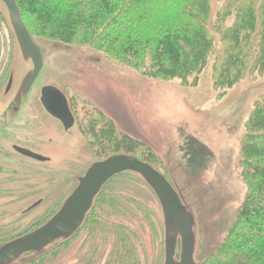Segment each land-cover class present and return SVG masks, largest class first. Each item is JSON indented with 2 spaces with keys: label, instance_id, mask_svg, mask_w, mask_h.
Masks as SVG:
<instances>
[{
  "label": "rangeland",
  "instance_id": "1",
  "mask_svg": "<svg viewBox=\"0 0 264 264\" xmlns=\"http://www.w3.org/2000/svg\"><path fill=\"white\" fill-rule=\"evenodd\" d=\"M211 5L215 12L220 3L212 0ZM32 37L42 52L43 65L24 108L30 107L42 121L38 148L51 160L17 159L5 148L4 153L12 155L7 158L11 172L7 171L13 175L5 181L0 175V246L48 220L93 161L126 153L150 164L178 191L194 215V259L205 264L247 199L243 140L246 123L264 94V68L246 72L228 85L215 84L214 66L218 70V51L223 45L218 34L200 71L169 80L142 75L90 46L64 43L39 31ZM31 67L22 60L0 1V114ZM11 73L15 87L6 93ZM45 85L57 87L70 98L77 124L67 132L39 102ZM94 130L102 136H92ZM51 189L53 201L20 215L39 195L46 198ZM34 193L39 195L26 197ZM45 204L49 210H43ZM88 215L83 224L86 229L77 237L59 239L40 255L28 252L11 264H163L161 208L138 174L127 171L110 179ZM120 231L134 243L136 253L131 258L130 254L127 259L114 258ZM178 252L179 247L177 257Z\"/></svg>",
  "mask_w": 264,
  "mask_h": 264
},
{
  "label": "trees",
  "instance_id": "2",
  "mask_svg": "<svg viewBox=\"0 0 264 264\" xmlns=\"http://www.w3.org/2000/svg\"><path fill=\"white\" fill-rule=\"evenodd\" d=\"M15 1L31 36L39 31L64 43L90 46L156 79L200 71L215 34L223 44L218 70L214 66L215 84L228 85L264 68V0H217L215 12L212 0ZM98 132L92 136H102ZM243 143L247 199L205 264H264V94L246 123ZM121 233L114 258H131L134 243Z\"/></svg>",
  "mask_w": 264,
  "mask_h": 264
},
{
  "label": "water",
  "instance_id": "3",
  "mask_svg": "<svg viewBox=\"0 0 264 264\" xmlns=\"http://www.w3.org/2000/svg\"><path fill=\"white\" fill-rule=\"evenodd\" d=\"M0 1L8 12L21 55L32 63V68L24 77L15 97L16 102H19L27 94L38 75L43 64V56L21 18L16 1ZM9 86L10 82L7 89ZM40 100L45 110L62 122L64 129L72 126L74 118L65 96L58 89L44 86L41 89ZM23 153L34 159H42L27 150ZM127 171L138 174L148 184L159 202L164 225L163 264H197L194 259L195 220L193 213L162 173L138 157L126 153L111 154L102 160L93 162L85 173L78 177L76 187L64 200L61 208L47 222L32 232L0 246V264H11L28 252L40 255L47 246L57 240L72 236L83 224L102 186L114 176ZM177 247H179L178 257Z\"/></svg>",
  "mask_w": 264,
  "mask_h": 264
},
{
  "label": "flooded vegetation",
  "instance_id": "4",
  "mask_svg": "<svg viewBox=\"0 0 264 264\" xmlns=\"http://www.w3.org/2000/svg\"><path fill=\"white\" fill-rule=\"evenodd\" d=\"M33 38V37H32ZM17 42V41H16ZM18 44V43H17ZM18 47H19V45H18ZM19 51H20V48H19ZM20 55H21V51H20ZM21 57H22V60L23 61H25V62H27V63H30L31 65H32V63H31V61L30 60H25L24 58H23V56L21 55ZM43 65V64H42ZM32 68V67H31ZM42 68V67H41ZM41 70V69H40ZM30 71H28L27 73H25V76L29 73ZM40 72V71H39ZM39 74V73H38ZM24 76V77H25ZM38 76V75H37ZM37 76H36V78H37ZM5 77H6V75H5ZM24 77H23V79H24ZM35 78V79H36ZM23 79H22V81H23ZM35 79H34V81H35ZM22 81H21V83H22ZM34 81H33V83H34ZM10 82V86H9V88L7 89V86H8V83ZM14 82H15V79L13 78V76H12V73L10 74V76H8L7 77V82H6V86H5V92L6 93H8L9 91H11L15 86H14ZM21 83H20V85H19V87H18V90L16 91V93L14 94V96H13V98H11V99H8L7 100V105H6V108L3 110V113H1L0 114V151L2 152V154H0V170H3V171H6V172H4V173H2L1 171H0V175H2V177H1V179L3 180V181H5V179H8V178H10V176H12L13 174L12 173H8V171L7 170H9L10 172H11V168H9L10 167V165H9V163H8V159L7 158H9L10 156H12V155H10V152L8 153V152H6V153H4V151H5V148H9L10 150H12L15 154H16V156L18 157L17 159H22V160H29V161H31V162H33V163H46V162H50V160H51V158H50V156L47 154V152H44V151H41L39 148H38V145H39V138H37V137H39V134H41L42 132H43V127H44V125H43V123H42V121L40 120V118L38 117V116H34L33 114H32V112L30 111V107L29 108H24V103H25V97H26V95H24L21 99H20V101L19 102H16V95H17V93H18V91H19V88H20V86H21ZM32 83V84H33ZM32 86V85H31ZM30 86V87H31ZM45 86H52V87H55V86H53V85H45ZM44 87V86H43ZM42 87V88H43ZM41 88V89H42ZM56 89H58L57 87H55ZM64 96H65V98H66V100H67V103H68V108H69V110H70V112H71V114H72V116H73V118H74V123L72 124V126L71 127H69L68 129H64V126H63V124H62V122L59 120V119H57L56 117H54V116H52L51 114H49L46 110H45V108L43 107V105H42V103H41V100H40V96H41V91H40V96H39V102L41 103V105H42V107H43V110L44 111H46L47 112V114L50 116V117H52V118H54V119H56V121L59 123V125L61 126V128L64 130V131H68L70 128H72L74 125H76L77 124V118H76V114H75V112H74V109H73V105L71 104V101H70V98H68L60 89H58ZM28 93V92H27ZM98 133H100V131L98 132ZM24 150H27V151H29V152H31V153H34V154H36V155H38V156H40L42 159H34V158H32L31 156H28V155H26V154H24L23 153V151ZM107 156H105V157H102L101 159H98V160H95V161H99V160H102V159H104V158H106ZM95 161H93V162H95ZM92 162V163H93ZM91 163V164H92ZM90 164V165H91ZM89 165V166H90ZM88 166V167H89ZM87 167V168H88ZM16 170V169H15ZM87 170V169H86ZM85 173V172H84ZM82 176V175H81ZM80 177V176H79ZM114 178V177H113ZM112 179V178H111ZM74 181H75V179H74ZM73 181V182H74ZM110 180H108L103 186H102V188H101V190H100V192L98 193V195L101 193V191L103 190V188L108 184V182H109ZM77 183H78V179H77ZM148 185V184H147ZM76 187V186H75ZM74 187V188H75ZM52 191H50V193L49 194H47V197L46 198H44V197H42V195H39L38 193H34V194H28V195H26V197L28 196L30 199L32 198V197H34V196H36V195H39L38 197H36L31 203H29L27 206H26V208L25 209H23V210H21L20 211V215L21 216H24V215H27V213L29 214V213H31V212H33V211H35V209H37V208H42L43 206H42V203L44 202L45 203V201H47V200H50V201H53V199H54V197H52V192H53V189H51ZM73 191V190H72ZM71 191V192H72ZM70 192V193H71ZM97 195V196H98ZM96 196V197H97ZM5 197H7V195L5 196ZM67 198V197H66ZM96 199V198H95ZM95 199H94V201H93V204H92V207H91V209H90V211L92 210V208H93V206H94V202H95ZM8 201H10V200H8ZM35 203H37L36 205H34ZM50 204H51V202H50ZM32 205H34L32 208H30V209H28L29 207H31ZM42 206V207H41ZM62 206V205H61ZM61 208V207H60ZM59 208V209H60ZM50 209V205H47L46 206V204L44 205V208H43V210L45 211V210H49ZM58 209V210H59ZM57 210V211H58ZM56 211V212H57ZM90 211L88 212V214L90 213ZM55 212V213H56ZM54 213V214H55ZM53 214V215H54ZM88 214L86 215V218H87V216H88ZM52 215V216H53ZM51 216V217H52ZM50 217V218H51ZM49 218V219H50ZM48 219V220H49ZM48 220H46L45 222H47ZM44 222V223H45ZM84 222H85V220H84ZM84 222H83V224H84ZM43 223V224H44ZM42 224V225H43ZM81 225L80 227H79V229L73 234V236L71 237V238H74V237H77L78 236V234L80 233V232H82L84 229H86L85 227L87 226V225ZM41 225V226H42ZM40 227V226H39ZM39 227H37V228H39ZM97 227V226H96ZM36 228V229H37ZM35 230V229H34ZM33 231V230H32ZM32 231H30V232H32ZM30 232H28V233H30ZM27 234V233H26ZM20 236H23V235H20ZM20 236H16L14 239H16V238H18V237H20ZM14 239H11V240H9V241H7L6 243H8V242H10V241H12V240H14ZM107 239H104V243H105V241H106ZM6 243H4V244H6ZM90 244V243H89ZM91 255V254H90Z\"/></svg>",
  "mask_w": 264,
  "mask_h": 264
}]
</instances>
